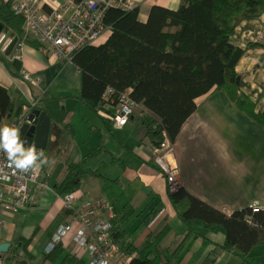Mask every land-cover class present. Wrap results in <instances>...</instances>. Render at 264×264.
<instances>
[{"label": "crops", "instance_id": "1", "mask_svg": "<svg viewBox=\"0 0 264 264\" xmlns=\"http://www.w3.org/2000/svg\"><path fill=\"white\" fill-rule=\"evenodd\" d=\"M15 1L4 0L10 7ZM134 1L143 17L150 13L153 5L178 8L181 4V0ZM26 32L25 29L23 39L17 32L18 41L11 55H6L0 46V82L9 86L18 104L24 102L22 112L27 113L29 106L34 104L52 111V114L48 112L52 119L48 146L39 149L48 157V163L43 164L44 170L38 180L31 183L30 204L17 207L0 204L3 222L0 243L9 241L12 246L23 238H31L26 247L30 263L36 264L34 257L40 258L44 251L41 264H55L47 258L53 233L73 213L57 185L81 167L77 191L86 197L103 196L112 204L115 214L112 220H121L126 213L129 215L119 223L123 231L116 240L122 248L126 249L130 244L143 247L151 239L153 245L147 251L158 250V264H264V241L239 254L235 251L238 247L225 246L227 232L222 225L208 227L196 220L191 230L181 217V212L188 208V201L174 203L171 198L167 177L153 161L156 143L136 118L139 113H134L122 126L102 116L98 106L92 108L82 99L83 71L79 65L51 50L29 44ZM261 32H264V12L243 19L231 35L232 43L244 48L237 64L241 90L256 101L257 110H264V33L260 36ZM108 35L109 31L105 32L97 42L105 41ZM16 57L22 61L20 69L13 63ZM7 62L19 75L13 74ZM22 81L28 86L20 85ZM26 94L28 99L23 100L22 96ZM212 95L206 96L187 119L175 142L182 185L228 214L242 208L264 206V145H259L261 148L257 151L253 145L240 142L235 149L226 145L220 161L190 160L192 150L188 138L200 136L201 145H206L209 140L204 128L207 119L201 109L208 105ZM229 105L232 108L233 101ZM105 107L108 110L115 108L114 105ZM19 115L5 118L0 126L13 124ZM250 151H254L253 154L250 155ZM255 151L257 155H254ZM71 166H74L73 170ZM104 211V215L109 216L108 209ZM118 233H114L115 238ZM58 245L63 247L57 258L61 257L58 264L67 253L88 264L89 250L82 246L74 250V240ZM133 254L134 257L141 256L138 251ZM150 256L154 257L151 253Z\"/></svg>", "mask_w": 264, "mask_h": 264}, {"label": "trees", "instance_id": "2", "mask_svg": "<svg viewBox=\"0 0 264 264\" xmlns=\"http://www.w3.org/2000/svg\"><path fill=\"white\" fill-rule=\"evenodd\" d=\"M263 12L264 0H181L178 8L153 5L143 18L138 6L126 9L112 4L104 20L109 26L106 40L87 44L72 57L83 71L82 99L92 108H106L115 106L121 93L129 91L141 107L135 116L155 143L165 137L175 143L184 123L203 99L221 89L239 109L264 126V110H257L256 101L241 90L238 82L237 64L244 48L231 41L233 31L243 19ZM0 16L20 34L26 29L24 16L4 0L0 1ZM26 37L29 44L49 50L34 33ZM7 64L13 74H18ZM23 105L24 102L18 104L13 98L9 86L0 82V123L18 116ZM46 111L52 114L51 110ZM81 171L80 167L71 172L76 175L70 173L57 185V190H77ZM171 198L174 203L188 201L181 217L191 230L196 220L208 227L222 225L227 232L225 246L238 247L235 251L239 254L264 241V227L249 221L254 213L251 207L228 214L186 187L172 192ZM263 214L256 212L254 216L264 224ZM127 217L126 213L122 221L112 220L113 233L119 231L117 240L123 231L119 223ZM149 240L143 247L127 246L129 252L141 254L131 264H158V250L147 251L153 245ZM30 241L31 238H23L13 243L4 253L5 264L30 262L26 249ZM61 252L63 247L57 245L47 258L56 261ZM61 264L86 262L67 253Z\"/></svg>", "mask_w": 264, "mask_h": 264}, {"label": "built area", "instance_id": "3", "mask_svg": "<svg viewBox=\"0 0 264 264\" xmlns=\"http://www.w3.org/2000/svg\"><path fill=\"white\" fill-rule=\"evenodd\" d=\"M112 4L126 9L137 6L134 0H16L12 8L26 20L25 35L34 33L49 50L71 60L79 49L87 44L98 43L100 37L108 31L109 26H106L104 20L107 9ZM139 105L130 92L125 91L121 93L114 109L98 108L102 116L111 119L115 125L122 126ZM31 107L27 113L22 112L13 124H21ZM159 149L163 153L157 154L154 162L168 174L171 189H175L180 184V178L179 167L174 158V146L166 138ZM166 160L170 163V170L164 164ZM42 167L21 172L9 167L7 156L0 152V204L14 207L27 204L31 194L30 183L38 179ZM63 197L68 206L73 208L74 215L68 223L57 229L49 246L50 250L56 243H66L72 239L76 244L74 250L81 246L89 250L91 260L88 264H131L134 254L125 252L115 243L110 222L100 217L102 210L110 208L102 197H88L79 201L73 193H66ZM76 201L82 211L75 207ZM111 209L113 211L112 206ZM252 209L256 213L264 211V206H254ZM254 213L249 221L264 227ZM2 227L3 222L0 220V229ZM0 264H5L1 256Z\"/></svg>", "mask_w": 264, "mask_h": 264}, {"label": "rangeland", "instance_id": "4", "mask_svg": "<svg viewBox=\"0 0 264 264\" xmlns=\"http://www.w3.org/2000/svg\"><path fill=\"white\" fill-rule=\"evenodd\" d=\"M143 18H145V17H143ZM21 38L23 39V33H22ZM17 80L20 81L19 78H17ZM19 84L22 86H25V84H26L28 86V84L25 81L19 82ZM12 91H14V90L12 89ZM22 98H23V100H27L28 95L26 94L25 96H22ZM229 103H231V101H230V98H229L227 92H225V90L221 89V90H217L216 92L213 93V95L211 96V101H209L207 103L208 105H203V107L201 109V113L207 119V120H205V127L204 128L207 131L206 133L208 134L209 140L207 141V144L205 142L206 145H204V144L201 145L200 144V138H201L200 136H197V138H196L195 135H192L188 138V142H191L190 149L192 150V157L190 158V160H192V162H194L195 160H197V161L206 160V162H210L211 160L220 161L222 159V157L224 155V151H225V149H223V148L226 145H228V147L230 149H235L239 145V143L241 142L242 144H245V145H253L257 151L259 150L258 148H261V146L264 145V131H263L264 126L261 125L260 123H258L257 121H255L246 112L239 109L235 103H233V106L231 105L232 108L230 107ZM207 108H210V111H208ZM140 111H141V107L138 106V108L135 110L134 113L135 114L140 113ZM204 128H201V129H204ZM262 132H263V135H262ZM165 139H166V137H165ZM165 139H161V140L156 142L157 153L155 156H157V154H159V153H163V151L160 150L159 147H160V144L163 141H165ZM170 143L172 146H174V151L176 153V148H175L176 143H173V142H170ZM184 145H185V143H184ZM184 145H182V146H184ZM259 145H261V146H259ZM198 148H199V151L201 148H203V149L200 152L199 151L197 152ZM193 150H194V152H193ZM253 152L254 151H250L249 154L251 155V154H253ZM260 153L263 154V151L260 150ZM203 155H205V156H203ZM254 155H257L256 151H255ZM246 156L248 157L247 153H246ZM153 161H154V159H153ZM184 161H186V160H184ZM154 164L160 169L161 172H163L166 175L167 180L169 182L168 174L166 172H164L161 169V167H159L155 162H154ZM178 167H179V165H178ZM43 170L44 169L42 167V171ZM42 171H41V173H42ZM180 176H181V174L179 171L178 178H180ZM37 180L38 179H36L35 181H32L31 183L36 182ZM31 183H30L31 194H30L29 202L27 204H30V202H31V195H32ZM169 184H170V182H169ZM181 187H185L184 185H182V181H180V184L177 185L175 189H171V186H170V189L172 192H174ZM66 193H69V194L73 193L77 197L78 201L82 200L84 198H88L86 196L81 195L77 190H70V191L64 192L61 196H64ZM90 197H102L105 200V202L108 205H110V208L108 209L109 216L104 215V213L106 212V211H104L105 210L104 209L101 211L100 217L110 222V224H111V235H112V233L114 231L112 218L115 216L114 212L111 209L112 204H109L103 196H90ZM66 204L68 206V203H66ZM74 204H75V207H77L79 210L82 211L80 204L77 201ZM262 206H259V207H262ZM71 209H73V208H71ZM260 212H264V211H260ZM73 215H74V212L72 213V216L70 217V219L61 223L58 226V228L62 224L68 223L72 219ZM57 229L54 231L53 236L55 235ZM113 235H114V233H113ZM114 241L117 245H119L116 238L114 239ZM59 243H57L54 246V248ZM42 244H43V242L41 241L40 245H42ZM42 247H43V245H42ZM83 248H86V247H83ZM120 248H122V247L120 246ZM122 249L127 253L129 252V249H127V248L126 249L122 248ZM4 253L5 252L0 251V256L4 259V262H5ZM44 258H45V253L43 251V254H41L40 258L37 259V256H35L33 261L36 264H39V261H40V264H41L42 261L44 260ZM90 260H91V256H90ZM60 261H61V257L55 261V264H58V262H60ZM31 264H33V263H31Z\"/></svg>", "mask_w": 264, "mask_h": 264}, {"label": "water", "instance_id": "5", "mask_svg": "<svg viewBox=\"0 0 264 264\" xmlns=\"http://www.w3.org/2000/svg\"><path fill=\"white\" fill-rule=\"evenodd\" d=\"M18 41L17 32L11 29V26L7 24L0 17V46L1 50L5 51L6 55H11V50ZM14 65L20 69L22 61L20 58H15ZM240 78L238 77V82ZM29 114L26 115L22 122L21 138L26 139L27 144L35 142L38 150L44 149L48 146L49 138L51 135L52 119L46 110L39 108L38 106L32 107ZM11 242L4 241L0 244V251L6 252L10 247Z\"/></svg>", "mask_w": 264, "mask_h": 264}, {"label": "clouds", "instance_id": "6", "mask_svg": "<svg viewBox=\"0 0 264 264\" xmlns=\"http://www.w3.org/2000/svg\"><path fill=\"white\" fill-rule=\"evenodd\" d=\"M0 152L7 156L8 166L21 172L48 163V157L39 150L35 142L27 144L21 138V129L15 124L0 126Z\"/></svg>", "mask_w": 264, "mask_h": 264}, {"label": "bare ground", "instance_id": "7", "mask_svg": "<svg viewBox=\"0 0 264 264\" xmlns=\"http://www.w3.org/2000/svg\"><path fill=\"white\" fill-rule=\"evenodd\" d=\"M30 107H31V106H29V108H30ZM31 108H32V107H31ZM133 114H134V113H133ZM133 114H132V115H133ZM132 115H130L129 119L131 118ZM129 119H128V121H129ZM128 121H127V122H128ZM124 125H125V124H124ZM155 157H156V156L153 157L154 160H155ZM174 158H175V161H176L177 165H179V164H178V158H177L176 153H174ZM164 164H165L166 168H167L168 170H170V163H169L167 160H166V162H164ZM180 181H181V180H180ZM244 209H245V208H242V210H244ZM50 251H51V250H49V252H50Z\"/></svg>", "mask_w": 264, "mask_h": 264}]
</instances>
